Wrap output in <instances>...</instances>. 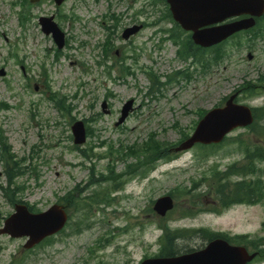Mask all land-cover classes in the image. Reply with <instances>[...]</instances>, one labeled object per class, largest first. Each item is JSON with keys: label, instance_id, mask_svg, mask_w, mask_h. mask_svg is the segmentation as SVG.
<instances>
[{"label": "rangeland", "instance_id": "1", "mask_svg": "<svg viewBox=\"0 0 264 264\" xmlns=\"http://www.w3.org/2000/svg\"><path fill=\"white\" fill-rule=\"evenodd\" d=\"M16 1L0 0V69L5 72L0 76V101L11 106L0 113V125L13 152L30 164L31 176L21 179L25 187L22 199L40 211L70 191L89 193L85 189L88 181L109 173V159L104 158L109 146H140L150 133L160 141L176 144L182 131L192 133L198 111L223 104V99L237 90L257 94L250 99L241 92L240 104L253 108L264 105V84L258 82L264 75V38L249 42L253 35L249 34L230 40L225 44L227 54L223 59L202 72L201 66L210 54H203L200 64L191 65V59L181 61L177 47L162 41L167 35L159 33L160 29L170 30L171 23L162 20L148 25L166 13L163 3L151 6V0H64L57 7L53 0H41L30 8L29 22L22 28L16 15L22 8L12 5ZM52 15L67 40L59 53L51 37L42 34L37 24L39 17ZM59 15L65 18L57 20ZM110 15L119 22L115 24ZM133 25L142 29L123 40V30ZM256 29L252 33L262 30L264 35V23ZM108 35L114 51L106 58L101 46ZM248 53L253 56L251 60ZM18 59L23 61L22 66ZM121 65L129 67L132 74L118 77ZM143 69L159 77L161 83L167 76L185 70L191 80L178 77L177 83L150 93L151 82L141 73ZM48 91L62 95L66 106L73 105L70 117L95 119L91 124L93 134L79 147L88 159L72 147L69 119L55 110ZM128 100H133V110L122 125L115 127ZM239 134L245 143L264 147V133L252 135L248 130H237L229 137ZM234 146L224 144L218 157L207 162L193 147L170 162L160 163L145 178L132 180L123 191L114 193L118 199L112 207H94L89 218L78 224L79 232L77 214L71 208L72 221L64 234L31 254L23 253V239L0 236V264H10L12 258L23 260V264H139L145 256L158 252L155 241L161 232L156 227L157 217L150 212L151 202L168 192L175 193L178 187L190 188L191 179L199 180L201 172L213 162L220 168L241 162L232 151ZM133 163L134 158L116 161L113 171L123 172ZM261 166L264 170V164ZM3 182L0 168V184ZM197 190L206 192L204 186ZM188 200L196 202V198L181 197L179 206ZM12 210L0 193V228ZM172 217V228H206L229 236L264 237V202L253 207L235 206L219 216L201 213L193 218ZM199 245L200 239L180 242L186 248Z\"/></svg>", "mask_w": 264, "mask_h": 264}, {"label": "water", "instance_id": "2", "mask_svg": "<svg viewBox=\"0 0 264 264\" xmlns=\"http://www.w3.org/2000/svg\"><path fill=\"white\" fill-rule=\"evenodd\" d=\"M32 2L37 0H31ZM60 4L62 0H55ZM175 22L185 31L192 33L194 44L209 48L219 44L234 33L247 30L255 25L254 18L264 13L263 0H166ZM247 15L249 18L229 24L215 26L224 21ZM45 34L52 33L58 48L63 46V34L52 22V18L39 20ZM132 28L124 33V38L136 32ZM1 74H3L1 72ZM233 97L224 108L213 109L198 123L193 135L187 139L176 151L192 147L196 143L209 145L219 143L226 134L237 127H245L252 122L251 112L244 106L232 103ZM131 107L128 102L119 120L121 123ZM75 144L84 142V129L78 122L72 126ZM172 208L169 197L159 199L154 205V211L164 216ZM16 213L11 215L4 223L0 234H8L12 238L28 237L25 249L32 248L45 237L58 232L66 222L63 209L53 206L41 214H30L23 206H17ZM255 257L248 255L241 247H232L222 240L210 242L204 250L191 255L178 258L154 259L144 261L142 264H246Z\"/></svg>", "mask_w": 264, "mask_h": 264}, {"label": "trees", "instance_id": "3", "mask_svg": "<svg viewBox=\"0 0 264 264\" xmlns=\"http://www.w3.org/2000/svg\"><path fill=\"white\" fill-rule=\"evenodd\" d=\"M169 16V18L167 17ZM167 18L170 19V14H167ZM23 16H21L22 18ZM172 40L174 43H179L181 48L178 54H198L197 52H203L198 48L192 46L188 37L180 38L179 33L173 35ZM108 45V44H107ZM193 49V50H192ZM8 108L6 104L0 103V112ZM264 112V110H263ZM202 113V112H201ZM200 113V114H201ZM258 118L259 114H255ZM256 125V124H255ZM187 134L181 133V139L186 138ZM229 142L235 144L238 149L244 145V141L239 137L231 139ZM173 145L167 143H159L155 140H151L150 143L146 144L140 150L134 151L129 148L128 155L138 156V152L142 151L144 159L149 160L150 163L154 164L155 161L160 157H169L170 147ZM220 146H210L209 149L204 150L203 155L209 156L213 155L220 149ZM245 161L241 165L232 164L228 166L224 171H219L216 165L210 168L205 175V180L208 184V188L213 190L215 194V200L217 203L216 207H211L214 211L217 208L218 213L230 208L234 205H256L264 201V183L261 180L260 170L257 168L256 163L264 161V149L260 147H244ZM0 157L5 168L4 172L7 176V188L0 187L3 196L11 203L17 201V196L23 193V189L20 185H16L15 180L20 176L28 175L27 167H23L22 162H18L17 158L11 153L10 147L8 146L6 139L3 135V131L0 129ZM137 165L129 166L126 170L127 174H132ZM135 168V169H134ZM233 177L239 178L238 180H233ZM113 178L112 180H114ZM116 181L114 180L113 189H115ZM105 193L103 191L94 192L92 198L86 199H71L73 205L78 207L79 210L85 209L89 204L94 205L101 203L111 202L109 199L100 197V194ZM184 195H188V191L183 192ZM66 201V199H65ZM69 201L67 200L66 203ZM164 236L161 239V244L163 245L162 251L160 250L157 256L173 255V245L175 240L180 237L179 233H171L166 227ZM203 236L207 241L214 238L215 234L210 232L201 231ZM183 236V235H182ZM232 241L244 245L254 251L259 252L260 259H264V238L249 239L247 236H236L232 238ZM45 244L49 243V240H45Z\"/></svg>", "mask_w": 264, "mask_h": 264}]
</instances>
